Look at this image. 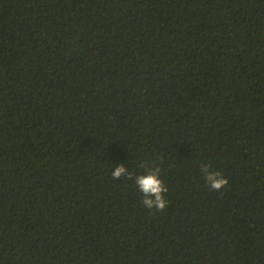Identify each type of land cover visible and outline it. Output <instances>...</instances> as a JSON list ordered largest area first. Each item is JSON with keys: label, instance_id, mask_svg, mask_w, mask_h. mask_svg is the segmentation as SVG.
<instances>
[{"label": "trees", "instance_id": "16d2710c", "mask_svg": "<svg viewBox=\"0 0 264 264\" xmlns=\"http://www.w3.org/2000/svg\"><path fill=\"white\" fill-rule=\"evenodd\" d=\"M0 264H264V0H0Z\"/></svg>", "mask_w": 264, "mask_h": 264}, {"label": "clouds", "instance_id": "9594fccd", "mask_svg": "<svg viewBox=\"0 0 264 264\" xmlns=\"http://www.w3.org/2000/svg\"><path fill=\"white\" fill-rule=\"evenodd\" d=\"M147 167V166H145ZM127 169L121 163L115 167L111 175L118 180L122 176L130 179L133 176L132 172L125 173ZM201 172L210 189L219 191L228 184V179L224 177L220 171H211L209 165H202ZM135 183L138 185V190L143 194L142 203L148 209H156L157 211H164L167 207L168 201L165 199L164 193L168 191L164 184L159 168H150L145 173L135 175Z\"/></svg>", "mask_w": 264, "mask_h": 264}]
</instances>
